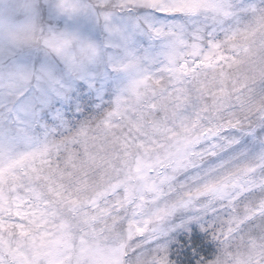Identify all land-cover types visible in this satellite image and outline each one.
Instances as JSON below:
<instances>
[{
    "label": "snow or ice",
    "instance_id": "6c2138e0",
    "mask_svg": "<svg viewBox=\"0 0 264 264\" xmlns=\"http://www.w3.org/2000/svg\"><path fill=\"white\" fill-rule=\"evenodd\" d=\"M0 264H264V0H0Z\"/></svg>",
    "mask_w": 264,
    "mask_h": 264
}]
</instances>
